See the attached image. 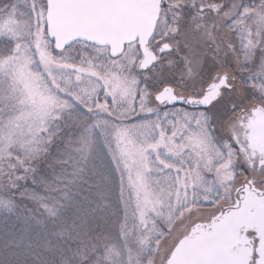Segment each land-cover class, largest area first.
<instances>
[{
  "label": "snow or ice",
  "instance_id": "obj_1",
  "mask_svg": "<svg viewBox=\"0 0 264 264\" xmlns=\"http://www.w3.org/2000/svg\"><path fill=\"white\" fill-rule=\"evenodd\" d=\"M0 264H264V0H0Z\"/></svg>",
  "mask_w": 264,
  "mask_h": 264
}]
</instances>
